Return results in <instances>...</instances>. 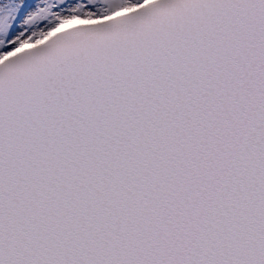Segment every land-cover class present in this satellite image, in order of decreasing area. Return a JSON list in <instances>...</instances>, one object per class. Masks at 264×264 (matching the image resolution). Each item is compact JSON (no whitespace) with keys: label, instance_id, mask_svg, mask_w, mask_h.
Returning <instances> with one entry per match:
<instances>
[{"label":"snow or ice","instance_id":"6c2138e0","mask_svg":"<svg viewBox=\"0 0 264 264\" xmlns=\"http://www.w3.org/2000/svg\"><path fill=\"white\" fill-rule=\"evenodd\" d=\"M0 264H264V0H0Z\"/></svg>","mask_w":264,"mask_h":264}]
</instances>
